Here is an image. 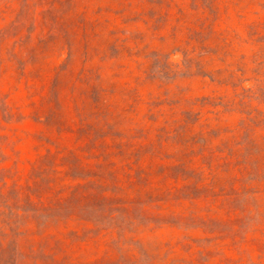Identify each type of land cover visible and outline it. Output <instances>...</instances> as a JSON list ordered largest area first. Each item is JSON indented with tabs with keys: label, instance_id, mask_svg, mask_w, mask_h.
<instances>
[{
	"label": "rangeland",
	"instance_id": "rangeland-1",
	"mask_svg": "<svg viewBox=\"0 0 264 264\" xmlns=\"http://www.w3.org/2000/svg\"><path fill=\"white\" fill-rule=\"evenodd\" d=\"M0 264H264V0H0Z\"/></svg>",
	"mask_w": 264,
	"mask_h": 264
}]
</instances>
